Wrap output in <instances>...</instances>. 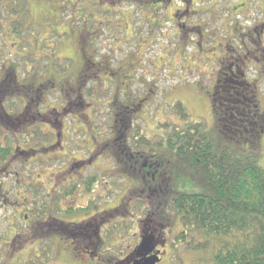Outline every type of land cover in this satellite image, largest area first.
Masks as SVG:
<instances>
[{"label": "rangeland", "instance_id": "1", "mask_svg": "<svg viewBox=\"0 0 264 264\" xmlns=\"http://www.w3.org/2000/svg\"><path fill=\"white\" fill-rule=\"evenodd\" d=\"M189 1L192 11L184 15L178 12L183 7L182 0H170L169 3L165 0H33L28 16L24 6L25 13L20 21L37 23L15 34L23 35L19 49L14 48L19 40L17 36L3 35L7 47L5 55L17 50L22 54L19 72L20 81L26 84L21 89L24 108L45 111V116L38 117V122L52 120L50 111L63 109L59 118L67 139L63 150L55 148L54 152L37 155L40 161L28 165L23 157L22 164L10 166V170L23 178L22 193L27 199L24 202L33 212L41 213L46 202L52 205L53 201L46 195L52 193L65 200L64 203H53L57 216L73 223L86 218L79 225L74 224L80 233L71 235H82L80 241L84 245L94 242L97 253L84 255L81 245L63 248L64 240L59 243L57 236L50 235L52 242H41L38 249L36 243L23 246L19 258L24 260L28 254H35L28 264H121L118 260L125 259L134 250L138 240L135 232L146 230L149 222L156 219L162 224L167 243L162 259L156 263L200 264L201 253L176 240L183 227L172 202L168 203L179 193L200 190L190 169L180 164L181 158L167 145L173 129L186 123L204 124L213 140L215 153L224 148L233 156L251 154L264 167V128L254 150L248 148L249 141L225 139L217 130L209 96L215 74L221 69L218 70L220 67L212 59L211 49L207 50L212 45L217 49L218 45L219 53L216 51V54L225 56L223 46L239 45L241 40H238L244 33L251 32L245 37L252 40V49L257 48L255 53L259 60H254L256 66L244 68L247 70L245 78L251 82L250 87L255 88L252 100L256 112L263 113L264 58L261 54L264 52L261 46L264 47V35L259 32L258 21L264 13V0ZM44 17L51 19L40 23ZM183 18L187 25L194 26L187 31L186 37V29L177 26ZM197 25L206 39L202 46L205 49H199ZM257 34L262 37L258 39ZM226 52L231 54L230 50L226 49ZM230 59L233 58L230 56ZM243 60L239 58L238 63L242 64ZM99 62H104L105 69L97 71ZM89 64L92 66L87 69ZM112 72L114 74H110ZM28 84L38 88L39 92L28 93ZM120 90L122 94L118 92ZM126 90L130 92L127 100L134 96L136 107L140 103L138 99L144 104L142 110L136 112L137 117H132L125 135L119 136L116 132L117 105L126 99L122 98ZM53 126L57 127V124ZM28 127L23 129L24 133L34 129V138L29 143L24 142L23 146L40 147L47 143L48 135L41 131L51 129L41 125L32 127V124ZM105 143L109 148L115 147L113 153L103 145ZM122 146L136 152L135 157L139 156L134 164L138 172L122 162L126 158V154L119 151ZM152 150L154 153L149 154ZM149 156L158 162L157 170L165 166L182 170L170 187L175 194L155 195V192L145 190L139 164L149 160ZM50 158L54 159L49 161ZM68 165V170L57 174ZM14 177L12 175L9 184L13 185ZM65 182H70L68 186L71 187L65 196L62 189L56 193L48 191L52 183L60 186ZM163 205L169 207L161 209ZM64 207L66 211L62 213L60 209ZM23 212L29 213L26 207ZM7 214L11 211L7 210ZM96 225L100 240L95 235ZM26 229V225L20 223L16 230L24 232ZM6 260L1 264H19L21 259Z\"/></svg>", "mask_w": 264, "mask_h": 264}, {"label": "flooded vegetation", "instance_id": "2", "mask_svg": "<svg viewBox=\"0 0 264 264\" xmlns=\"http://www.w3.org/2000/svg\"><path fill=\"white\" fill-rule=\"evenodd\" d=\"M32 1L33 0H0V35L2 37V39H0L2 40L0 41V264L2 260H6V258H8L10 261H16L17 259H21L19 264H28L29 261L33 257H35V254L33 256H29L28 254L24 260L22 258H19L22 256L20 253L24 251L23 246L29 243H36L38 249V245L41 242L51 243L53 240L51 239V236H57V240L59 243H61V239L64 240L65 245L63 248H70L74 246L77 247V245H81L80 248L84 255H97V253L95 252L96 244H94V242L89 243V245H84L80 241L82 235H79L78 237H75L76 235H71L74 233H80L79 227L77 225H79L81 221L86 220V218L79 219L73 223L68 222L66 219H62L60 216H57L54 213L53 203H64L65 200L64 198H58V195L54 196L52 193H46V195L48 196V200L53 201L52 205H49L48 202H46V205L43 206V210H40L41 213L37 211L33 212V210H30L31 208H28V206L24 202V200L27 199L23 197L22 193V191H24V188H22L23 178L21 176L19 177V174L17 172H12L10 170V166L21 165L22 160L24 158L27 160L25 164L28 165L40 161V159L37 158V155H45L46 153L48 154L52 151L54 152L55 148H57L58 151L63 150V144H66L67 141V139H65L63 135L62 119L60 120L59 118L62 116L60 110L54 109L55 111H50V114L51 116H53V119L49 121H44L42 119L41 123L38 122V117L43 116L44 113H46L45 111L41 113L39 111H32L28 108H24L23 99L21 98V89L22 86H25L26 84H23L20 81L21 76L19 71L21 69L22 64L21 51L17 50L14 53L7 52V55H5V49L7 47L4 43L3 35H15L16 33L27 30L28 27L32 26L34 23H37L35 21L32 23H29V21H20L22 14L25 13L24 6L27 7L26 13L28 16V13L30 11L29 7ZM165 1L166 3H169L168 1L170 0ZM182 1L183 2L181 4H183V7L181 9H178V12L183 13L184 15L191 13L192 10L190 9V1ZM49 19L51 18L44 17V19L40 23L46 22ZM19 21L21 22L20 24ZM258 23L260 25L259 32L260 34L264 35V13ZM177 26H179L180 29H186L184 34L185 37L186 35H189L187 31L194 27L187 25L184 21V18L181 22L177 23ZM195 27H197V36L200 39L199 49H205V47L202 46L206 39L201 33V27L198 25ZM249 35H251L250 31L245 32L243 38L238 40H241V44L239 45L237 44L234 46H223L222 52L225 53V56H220V54H216V51L218 52V45L217 49H215V45H212L210 48L207 49H211L214 54L212 55V59L220 67L218 70L221 69V71L215 74L214 83L210 92L211 94L209 96L212 100V108H215L217 105L216 103L214 104V101L218 102L219 100V104H221L224 100H228L230 109L235 110V107L232 105V103L236 102H233V99L237 98L236 96H241V98L244 99L243 105L247 108L249 107V103L254 102L252 98L254 97L255 88H251V82H248L245 78L247 70H245L244 68H248L249 65L253 64V66H256L254 60H259V56L257 53H255V50L257 48L252 49L251 47L252 40L248 37H245ZM262 35L260 36L257 34V38L260 39ZM15 36H17L19 40L14 45V48L19 49L23 35ZM226 49L230 50L231 54H229V52H226ZM261 50L264 52L263 46H261ZM230 56L233 58L232 60L230 59ZM261 56L264 58V53L261 54ZM239 58L241 60L242 58H244L242 64L238 63ZM85 61L86 59L84 60V62ZM88 62L92 63L90 60H88ZM103 64L104 62L98 63L97 71L101 68L105 69ZM90 65L91 64H89L87 69L90 68ZM110 74H114V72ZM109 80L111 82V78ZM43 82L45 83L47 82V80H44ZM43 82L41 83V85L44 84ZM27 89L28 93L33 95H35L37 91L39 92V89L35 86L33 87L32 84H28ZM69 90H72V88H69ZM36 96H38V94ZM127 99L124 100L125 102L117 105V108L119 112L131 114L137 109H135L134 107L135 102H133L132 99ZM139 101L140 103H138L137 106L141 105L142 101ZM54 123L57 124V127L53 126ZM30 124H32V127H38L39 125H41L44 127L47 126L49 129H51L47 132L41 131L42 134L48 135V137H46L47 143L45 145H42L40 147L33 145L27 147L23 146L24 142L29 143L30 139L34 138V129L25 133L23 131V129L26 126H30ZM28 128L31 129V127ZM103 145L107 146L108 143H105ZM53 159L54 158H50L49 161ZM55 159L59 160V158ZM75 160L79 161L77 159ZM145 166L146 164L144 163V167ZM68 167L69 165L66 166L63 170H60L57 174L65 172L66 170H68ZM160 171L161 170H157L156 168H149L148 170H146L147 174H149L151 177V181L153 182L152 185L155 186L154 189H151L149 187V191H153L155 193H157L158 191H161L160 193H164L167 191L170 176L167 177L166 173ZM12 175L15 176L13 185L8 183V181L11 180L10 178L12 177ZM55 175L56 174H54L53 177ZM44 183L46 184V182ZM66 184L67 182H65L64 184H60V186H55V184L52 183L51 186L48 188V191L50 190V192L56 193L60 192V190L62 189L65 196L66 190L68 188H71L68 186L70 182L67 185ZM40 186L44 189L46 188L43 185ZM24 207H26V211H28L29 213L23 212ZM7 210H10L11 214L8 215ZM60 210L62 211V213L66 211L65 207ZM20 223L26 225V231L23 232L16 230L19 228ZM71 223H73V225H71ZM149 223L150 225L146 228V230H139L138 232H135V235H137L138 240L136 242V245H134V250L131 251L129 255L127 254L125 259L118 260L119 263L132 264L133 261L142 257V254L138 251L137 246L138 243L141 241V238L145 235H149L153 238V246L154 243H156V246L148 255H152L156 252H159L158 257L160 260L162 259L161 255L164 252V247L167 245L166 238L163 235L164 230L162 229V224L158 219ZM148 228L150 229L149 231H147ZM6 229L8 230L6 231ZM12 230H16V232L11 233ZM146 231L147 233L144 234ZM95 235L97 240H100L97 225L95 227ZM67 240H69V243L67 242ZM157 242H159V244H157Z\"/></svg>", "mask_w": 264, "mask_h": 264}, {"label": "trees", "instance_id": "3", "mask_svg": "<svg viewBox=\"0 0 264 264\" xmlns=\"http://www.w3.org/2000/svg\"><path fill=\"white\" fill-rule=\"evenodd\" d=\"M118 92L122 94L121 90ZM125 93L122 98L127 99L130 92L126 90ZM236 97L233 99L236 102L232 103L235 110L230 109L228 100L221 104L219 100L216 101V107L212 108L215 111V125L225 139L249 141L248 148L254 150L264 128V111L256 112L254 103H249L247 108L243 105L244 99ZM136 100L132 96V101ZM137 102H140L139 99ZM143 104L134 106L138 109L134 114L117 113L119 136L125 135L132 117H137L136 112ZM60 111L62 113L63 109ZM136 128L135 132L138 131ZM167 145L181 158L180 164L190 169L193 181L200 188L194 193L183 192L171 196L168 202L169 205L172 202L183 227L176 240L183 242L188 249L201 253L200 264H264V167L251 154L233 156L226 153L224 148L215 153L213 140L201 122H189L179 129L174 128L167 138ZM114 150L115 147L108 149L111 153ZM119 151L126 154L122 162L138 172L134 167L139 158L135 157L136 152L128 151L125 146L120 147ZM152 153L154 150L149 154ZM144 163L139 164L143 175L139 174L147 191L149 187L152 189L153 182L146 170L155 168L158 162L149 156ZM160 170L167 177L170 176L164 193L175 194L170 187L182 170L176 171L169 166ZM163 206L161 209L169 207Z\"/></svg>", "mask_w": 264, "mask_h": 264}, {"label": "water", "instance_id": "4", "mask_svg": "<svg viewBox=\"0 0 264 264\" xmlns=\"http://www.w3.org/2000/svg\"><path fill=\"white\" fill-rule=\"evenodd\" d=\"M137 248L141 252L142 257L133 261L132 264H155L159 261L158 254L148 255L154 249L153 238L151 236L142 237Z\"/></svg>", "mask_w": 264, "mask_h": 264}]
</instances>
